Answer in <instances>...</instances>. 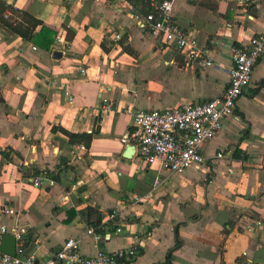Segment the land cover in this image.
I'll use <instances>...</instances> for the list:
<instances>
[{
    "label": "crops",
    "instance_id": "0c3cea01",
    "mask_svg": "<svg viewBox=\"0 0 264 264\" xmlns=\"http://www.w3.org/2000/svg\"><path fill=\"white\" fill-rule=\"evenodd\" d=\"M2 1L68 49L44 50L0 26V211L16 212L0 228L26 229V252L39 260L74 238L85 256L141 247L131 264H264V57L235 114L205 144L203 164L171 174L127 158L123 142L138 111L223 94L232 49L264 33V0L175 1L177 24L210 50L211 67L188 65L126 0ZM65 131L92 134L90 148L70 144ZM44 173L56 185L34 184ZM99 219L96 244L87 229Z\"/></svg>",
    "mask_w": 264,
    "mask_h": 264
},
{
    "label": "built area",
    "instance_id": "2783aa9c",
    "mask_svg": "<svg viewBox=\"0 0 264 264\" xmlns=\"http://www.w3.org/2000/svg\"><path fill=\"white\" fill-rule=\"evenodd\" d=\"M176 0H164L158 4L150 0L156 14H151L145 19L144 27L162 40L174 51L183 54L188 65L198 63L201 67H211L213 59L210 50L201 47L196 37L184 31L176 22L173 15ZM249 1V0H245ZM121 35H117L119 40ZM64 38L57 35L53 49L65 55L68 47ZM33 50H37L33 47ZM264 57V33L253 37L247 47H234L232 49V65L229 70V85L223 94L206 102L184 105L180 108L134 113L136 131L123 139L124 143L136 147V157L140 163L152 167L160 163L161 167L171 174L184 172L196 165L205 162L203 148L207 142L217 137L223 128L224 120L235 114L238 100L250 86L254 70L259 61ZM80 73L86 75V69L81 68ZM68 100L73 98L66 92ZM111 109L110 105L104 106L105 111ZM85 150V147H81ZM222 158V155H218ZM232 172V171H231ZM38 187L47 183L54 186V179L41 174L33 179ZM157 179L154 188L161 185ZM14 209L0 211V223L4 216H15ZM116 213L109 215L114 220ZM27 231L16 227L10 231L6 226L0 228V236L12 234L17 243L15 257L0 251V264H131L140 253V248L131 246L114 252L98 251L94 256H85L81 253L80 242L74 238L68 239L50 259L39 260L33 253H27ZM87 236L98 244L103 235L95 227H88Z\"/></svg>",
    "mask_w": 264,
    "mask_h": 264
},
{
    "label": "trees",
    "instance_id": "16d2710c",
    "mask_svg": "<svg viewBox=\"0 0 264 264\" xmlns=\"http://www.w3.org/2000/svg\"><path fill=\"white\" fill-rule=\"evenodd\" d=\"M128 1L135 10L140 12L142 16L146 19L151 14H156V11L151 6L150 0H126ZM158 4L162 3L164 0H156ZM0 26L8 30L10 33L21 37L22 39L29 41L44 50H50L51 46L54 44L55 33L49 29L44 23L33 15L15 9L14 7L6 4L4 1L0 0ZM41 27L40 32L37 29ZM128 52H132L130 49H126ZM264 85V83H263ZM65 134L69 137V143L76 145H83L85 148H90L93 135L92 134H72L65 131ZM88 212L92 214V210L89 209ZM101 219L98 221V225H95L97 229ZM99 232V230L97 229ZM180 242L177 243L175 249L179 248ZM173 250L170 252V256Z\"/></svg>",
    "mask_w": 264,
    "mask_h": 264
},
{
    "label": "water",
    "instance_id": "95a60500",
    "mask_svg": "<svg viewBox=\"0 0 264 264\" xmlns=\"http://www.w3.org/2000/svg\"><path fill=\"white\" fill-rule=\"evenodd\" d=\"M60 58V55H58ZM136 154V147L134 145H130V147L126 151V157L131 158ZM0 251L4 254L15 257L17 254V243L14 236L10 234H5L2 238V242L0 244Z\"/></svg>",
    "mask_w": 264,
    "mask_h": 264
}]
</instances>
